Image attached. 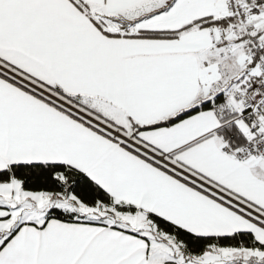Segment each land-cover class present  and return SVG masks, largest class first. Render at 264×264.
<instances>
[{"label": "snow or ice", "instance_id": "obj_1", "mask_svg": "<svg viewBox=\"0 0 264 264\" xmlns=\"http://www.w3.org/2000/svg\"><path fill=\"white\" fill-rule=\"evenodd\" d=\"M0 264H264V0H0Z\"/></svg>", "mask_w": 264, "mask_h": 264}]
</instances>
